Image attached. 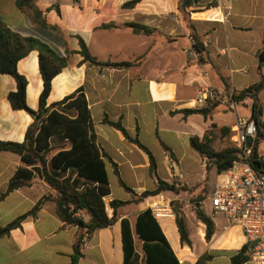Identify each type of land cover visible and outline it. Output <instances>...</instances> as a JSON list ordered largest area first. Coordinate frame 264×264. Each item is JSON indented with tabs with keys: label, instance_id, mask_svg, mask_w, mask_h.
<instances>
[{
	"label": "crops",
	"instance_id": "1",
	"mask_svg": "<svg viewBox=\"0 0 264 264\" xmlns=\"http://www.w3.org/2000/svg\"><path fill=\"white\" fill-rule=\"evenodd\" d=\"M180 2L35 0L34 9L21 10L17 0H0L3 26L22 38L47 44L65 58L66 66L52 82L47 106L83 90L97 144L117 164L122 181L120 172L132 176V186L123 181L124 184L138 196L156 188L150 176L148 155L119 130L104 125L106 117L111 122L120 121L129 136L137 138L152 153L158 176L165 174L164 179L159 176L162 180L190 190L170 194L173 199L159 195L120 208L118 221L112 227L84 236L83 256L78 264H125L122 220H129L134 227L137 215L154 202L167 206L172 201L200 198L199 204L205 211V202L219 175L215 168L207 170L206 162L191 147L190 140L204 138L212 125L232 130L238 118L251 117L248 103L242 106L249 108L250 114H237V105L232 108V95L264 78V66L261 68L258 57L264 42V0H197L184 9ZM132 24L148 28L150 34H136L129 26ZM194 34L206 49L205 61L193 50ZM81 42L101 63L134 65L129 69L91 65L80 53ZM17 70L28 81L27 105L38 111L44 89L39 52L30 51L18 62ZM16 91L15 79L0 75V141L3 142L23 143L34 123L26 111L12 108L8 97ZM207 91L214 94L215 100L199 103V97ZM259 97L264 103V89ZM214 104L216 107L208 120L200 114L185 118L179 113ZM217 137L222 139L219 131L215 140ZM51 147L52 157L71 145L53 139ZM105 163L110 187L109 173L115 171L110 161L105 159ZM20 168L32 171L20 156L0 153V198ZM53 193L38 176L11 192L0 200V229L31 212L44 196ZM131 199L128 195L124 202ZM113 200L118 199L111 192L105 199L110 217L113 212L109 204ZM186 208L181 211L190 245L181 243L175 214L157 219L180 264H196L204 255L212 257L207 264H232V257L248 245L243 231L230 227L225 218L220 223L213 219L215 234L207 241L206 226L195 212L188 215ZM79 234L78 227H65L55 202L47 201L35 216L28 215L19 228L0 238V264H71ZM135 243L138 263L144 264L142 243L139 240Z\"/></svg>",
	"mask_w": 264,
	"mask_h": 264
},
{
	"label": "trees",
	"instance_id": "2",
	"mask_svg": "<svg viewBox=\"0 0 264 264\" xmlns=\"http://www.w3.org/2000/svg\"><path fill=\"white\" fill-rule=\"evenodd\" d=\"M196 1L181 0L180 6L184 9ZM17 6L21 10L25 8L34 9L35 0H17ZM40 24L47 26L45 22H40ZM129 26L136 34H150V30L146 27L136 24ZM193 41V50L205 61L206 49L201 39L194 34ZM33 50L39 52L40 72L44 82L38 111H33L27 105L28 81L17 70L18 62ZM80 53L84 57V61L91 65L116 69H129L134 65L133 63H101L91 56L83 42H81ZM258 57L262 68L264 66V42ZM65 66V58L59 57L47 44L31 38H22L0 23V75H10L17 83V91L9 94V102L14 110L26 111L34 119V123L27 130L23 143L0 141V153L16 154L21 157L24 164L32 168V171L20 168L10 181L7 192L1 196L0 200L11 192L28 185L35 176L48 184L54 192L44 196L31 212L1 228L0 238L19 228L28 215L35 216L47 201H53L56 204L57 214L65 223V227H78L80 229V234L74 245L71 263L78 264L83 256L81 250L84 236L93 235L98 230L112 227L118 221L120 208L141 203L150 197L164 194L178 195L190 190L185 186L177 187L176 184H169L162 180L157 174L156 160L152 153L137 138H131L120 121L111 122L106 117L103 120L104 125L119 130L129 142L138 146L148 155L150 176L157 180L154 190L146 191L139 196L126 186L120 178L117 164L97 144L94 123L83 90L77 91L59 103L50 107L47 106L52 82ZM263 89L264 78L248 89L234 92L232 95V102L235 105H247L246 103H248L251 108V118L255 121L257 130L251 165L260 174H264V161L261 153V144L264 142V103L259 97ZM215 107L214 104L204 109L182 110L179 113L183 114L185 118L193 114H200L208 120L211 118ZM216 131H219L222 137H230L231 140L232 130L230 128L218 129L216 125H212L204 138L193 137L190 143L191 147L206 162L207 170L210 171L215 168L217 174L220 175L230 169L235 161L239 160L240 150L232 141L225 148L217 150L214 146ZM53 139L69 142L70 149H62L51 157L54 150L51 147ZM165 149L173 158L171 150L166 146ZM105 159L113 165L120 185L132 196V199L127 202L120 200L110 202L112 217L107 212L105 202V199L111 195ZM200 200V198L194 200V212L197 219L206 226V240L210 241L215 234V224L213 218L199 204ZM173 212L181 243L190 245L183 213L175 208ZM122 236L125 264H139L136 240L142 243L144 264H180L149 208L137 215L134 227L131 226L129 220H122ZM250 252V245L244 246L238 254L232 257V264L249 262ZM211 259V256L204 255L196 264H207Z\"/></svg>",
	"mask_w": 264,
	"mask_h": 264
},
{
	"label": "built area",
	"instance_id": "3",
	"mask_svg": "<svg viewBox=\"0 0 264 264\" xmlns=\"http://www.w3.org/2000/svg\"><path fill=\"white\" fill-rule=\"evenodd\" d=\"M213 100L214 94L207 91L201 94L198 102ZM256 137L255 121L251 117L238 118L232 128L231 140L240 150L239 160L219 175L210 203L213 212L222 214L230 227L243 231L249 245L256 242L250 249L249 263L264 264V174L258 173L251 165ZM249 140H252L251 146H248ZM262 158L264 161V156ZM160 204L154 202L149 206L156 219L174 215L171 203L158 207Z\"/></svg>",
	"mask_w": 264,
	"mask_h": 264
},
{
	"label": "rangeland",
	"instance_id": "4",
	"mask_svg": "<svg viewBox=\"0 0 264 264\" xmlns=\"http://www.w3.org/2000/svg\"><path fill=\"white\" fill-rule=\"evenodd\" d=\"M236 107H237L236 112H237L238 115H240V116H244V115L248 116L250 114L249 108H245L242 105H237ZM229 144H231L230 137H222L221 140H218V137H217V139L215 140L214 146H215V148L217 150H220V149L225 148ZM261 150L264 151V142L261 144ZM261 153L264 154L263 152H261ZM120 173H121V177H122L123 181L126 183V185H128V186L131 187L132 186V176H131V174H129L127 172H120ZM164 175L165 174H163V173H159V176L162 179L165 178ZM109 179H110V190H111V192L113 194V197L115 199L124 201V200H126V198L128 197V195L131 196L130 193H128L124 188L121 187L118 178L115 176V174L112 171L109 173ZM218 179H219V176H218L217 180ZM151 180L152 181H155V182L157 181L155 177H151ZM164 197H165L166 200L167 199H173L174 198L170 194H164ZM193 202L194 201L192 199H189V198H186L185 201H182V202L181 201H172L171 202L172 212H173L174 208L181 211V209H183L184 207L187 206V208L185 209V212L188 215H192V213H194ZM158 207H166V203H164V204L161 203L160 205H158ZM205 211L217 223H220L222 221L223 222L225 221L224 216L222 214L217 213V212L216 213L213 212V209H212L211 203H210V197L205 202Z\"/></svg>",
	"mask_w": 264,
	"mask_h": 264
},
{
	"label": "water",
	"instance_id": "5",
	"mask_svg": "<svg viewBox=\"0 0 264 264\" xmlns=\"http://www.w3.org/2000/svg\"><path fill=\"white\" fill-rule=\"evenodd\" d=\"M251 141H252V140H249L248 146H251ZM255 244H256V242L252 243V244L250 245V249H252V248L255 246Z\"/></svg>",
	"mask_w": 264,
	"mask_h": 264
},
{
	"label": "bare ground",
	"instance_id": "6",
	"mask_svg": "<svg viewBox=\"0 0 264 264\" xmlns=\"http://www.w3.org/2000/svg\"><path fill=\"white\" fill-rule=\"evenodd\" d=\"M167 218V217H166Z\"/></svg>",
	"mask_w": 264,
	"mask_h": 264
}]
</instances>
